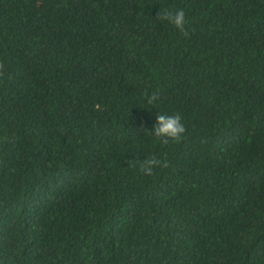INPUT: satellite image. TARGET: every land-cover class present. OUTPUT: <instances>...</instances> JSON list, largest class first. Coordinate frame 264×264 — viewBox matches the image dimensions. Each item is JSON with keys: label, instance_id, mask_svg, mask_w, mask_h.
I'll list each match as a JSON object with an SVG mask.
<instances>
[{"label": "trees", "instance_id": "trees-1", "mask_svg": "<svg viewBox=\"0 0 264 264\" xmlns=\"http://www.w3.org/2000/svg\"><path fill=\"white\" fill-rule=\"evenodd\" d=\"M0 264H264V0H0Z\"/></svg>", "mask_w": 264, "mask_h": 264}, {"label": "clouds", "instance_id": "clouds-1", "mask_svg": "<svg viewBox=\"0 0 264 264\" xmlns=\"http://www.w3.org/2000/svg\"><path fill=\"white\" fill-rule=\"evenodd\" d=\"M157 19L159 21H167L182 33L187 35L185 29V13L184 11H169L160 10L157 12ZM145 97L148 104H153L159 98L158 92H153L150 95L145 92ZM156 124L150 133L159 141L161 144L167 145L170 141L179 143L183 139V134L186 131L182 118L179 113L174 115L168 114H157ZM133 166L139 168L140 172L145 175H152L157 167H166V163L162 162L156 156H149L144 159H137L134 161Z\"/></svg>", "mask_w": 264, "mask_h": 264}]
</instances>
